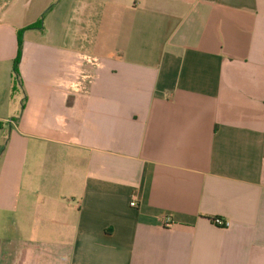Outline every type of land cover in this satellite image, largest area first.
I'll return each instance as SVG.
<instances>
[{
    "label": "crops",
    "instance_id": "crops-1",
    "mask_svg": "<svg viewBox=\"0 0 264 264\" xmlns=\"http://www.w3.org/2000/svg\"><path fill=\"white\" fill-rule=\"evenodd\" d=\"M0 264H264V0H0Z\"/></svg>",
    "mask_w": 264,
    "mask_h": 264
},
{
    "label": "built area",
    "instance_id": "built-area-1",
    "mask_svg": "<svg viewBox=\"0 0 264 264\" xmlns=\"http://www.w3.org/2000/svg\"><path fill=\"white\" fill-rule=\"evenodd\" d=\"M85 64L93 67H99L100 62L97 58H92L87 56L85 58ZM95 75L88 69L84 68L80 71L77 77L70 84V91L74 94H87L89 92V88L93 83ZM11 124L15 125V122L9 121ZM134 205V202H133ZM216 225L221 227H228L229 222H226L222 219H216ZM173 225V221L171 218L167 217L164 220L165 227H171Z\"/></svg>",
    "mask_w": 264,
    "mask_h": 264
},
{
    "label": "trees",
    "instance_id": "trees-1",
    "mask_svg": "<svg viewBox=\"0 0 264 264\" xmlns=\"http://www.w3.org/2000/svg\"><path fill=\"white\" fill-rule=\"evenodd\" d=\"M21 57H22V34L19 37L18 55H17V58L14 61V68H13L15 86L19 85L20 87L22 86L21 77H20V74H19V64H20V61H21ZM213 222L215 223L216 219H214Z\"/></svg>",
    "mask_w": 264,
    "mask_h": 264
},
{
    "label": "rangeland",
    "instance_id": "rangeland-1",
    "mask_svg": "<svg viewBox=\"0 0 264 264\" xmlns=\"http://www.w3.org/2000/svg\"><path fill=\"white\" fill-rule=\"evenodd\" d=\"M5 136H6V138H8V136H9V132H8V130L5 131Z\"/></svg>",
    "mask_w": 264,
    "mask_h": 264
}]
</instances>
